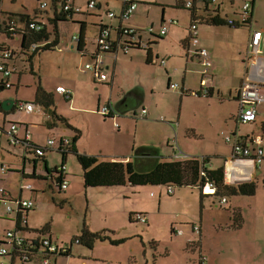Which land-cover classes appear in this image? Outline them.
<instances>
[{"label":"crops","instance_id":"1","mask_svg":"<svg viewBox=\"0 0 264 264\" xmlns=\"http://www.w3.org/2000/svg\"><path fill=\"white\" fill-rule=\"evenodd\" d=\"M10 1L15 3L17 0ZM189 1H192L191 6L187 5ZM2 2L3 0H0L2 29L6 27L3 21H7L10 16L18 18L22 15L37 16L36 19L44 22L47 17L52 16V9L43 12L39 9V5L33 12L26 11L28 10L26 7L21 11H10L3 9ZM66 2L79 5L81 11L74 12L68 21L60 23L61 41L55 49L42 50L29 61V52L25 53L21 50L22 37L18 36L20 38L18 46L10 42L7 34L6 38L0 39V43L9 44L17 51L12 63L16 69L13 73L18 72V82L22 83L23 72L28 70L27 63H29V71L33 74V78L38 80L31 92L25 96L21 94L20 87H17L15 91H5L12 86L7 88L2 85L5 77L0 73V93L5 91L0 98L8 101L7 108L3 107L0 111V126L7 129L12 122H16L19 126L18 135L20 137H24L27 129L30 128L34 144L47 147L44 156H38L33 148L11 144L4 131L0 134L2 173L0 187L8 191V197L11 199H33L35 203L30 210L8 212L0 192V229H3L0 233V245L6 244L4 235L8 229H16L22 237L30 241L38 242L43 236H50L54 242L64 243L80 236L86 224L91 231H102L111 237L110 233L118 234L121 226L130 220L131 213H145L147 216L145 225L147 226L150 225L156 213V209L152 208L151 204L152 200L156 201L157 193L148 192V186L153 185L133 186L128 183L103 187L86 186L84 170L76 155L69 153L63 161L60 147L47 146L48 138L67 137L73 140L79 133L76 147L81 153L95 156L100 161L131 162L134 168L133 158H150V156L137 153L140 149L136 150L137 143L141 142L140 144L158 145L162 152L160 159H158L157 152L155 156H151L155 159L153 167L156 163L167 160L196 157L201 160L202 157H207L206 165L210 169H216L224 166L225 158L233 152V142H227L224 139L227 148L222 152L208 151L192 142V140L197 141L205 136V133L199 129L202 126L199 121L200 115L195 112L193 115L190 113L192 109L199 108L202 102L201 97L204 96L207 100H217L221 103L228 101L235 104L230 113L223 112L224 120L231 119L234 127L232 126L229 131L221 130V132L231 134L232 137L235 136L249 145L252 143L250 136L261 133L264 145V100L258 106L257 119L250 122L253 126L261 124L260 129L255 130V128L252 131L242 132L241 124L250 123H242L238 119L240 89L250 75L254 76L256 67L252 63L264 62L263 32L256 52L251 51L250 44L253 32L260 30L255 27L258 0H244V2L234 0H216V2L211 0H138V5L129 19H122L120 16L124 9V0H99L97 6L92 9L87 6L88 0H66ZM246 2L251 4L249 19L243 23L231 24L229 20L239 19V13ZM57 8L61 10L60 5ZM110 11L115 12L116 15L110 17L108 15ZM214 19L220 20L221 23L215 24ZM67 22L74 26L69 39L63 36L62 28V25ZM192 23L198 25L200 42L197 46L189 40ZM82 25L85 27L84 43L82 47H79V42L72 40V36L79 35ZM164 26L167 31L162 34L161 30ZM102 27H108L111 38L119 41L120 44L116 49L101 53L105 58L104 70L108 75L106 80H99L91 71L82 70L85 63L92 61L93 55L100 53L97 35ZM125 27H134L137 31L134 35L122 33L121 30ZM151 27L153 31L149 30ZM242 27L248 28L247 30L243 28V38L238 34ZM3 34L5 32L0 33V38ZM65 41L71 51H77L81 60V73L66 67L64 72L50 71L46 77L43 73V56L48 52H56L57 48L60 51H66V48L61 46ZM229 41L230 49H228ZM131 42L136 43L137 47H131ZM200 47L209 50L211 65L207 71H205L202 55L199 53ZM56 58L59 64L65 62L66 66L68 65V58L64 54ZM63 58L66 60L64 61ZM162 60H166V63L162 64ZM48 62L53 64L51 59ZM19 63L27 70L20 69ZM228 64H234V67L232 72L226 75L225 70ZM12 81L14 84V79ZM203 81L209 87L208 95H203ZM172 82L179 83V87L169 88ZM59 85L72 89V97L69 100L56 91ZM39 86L44 90V96L37 98ZM171 89L175 90L177 96L168 100L163 99L161 94ZM192 90L199 93L192 94ZM19 100L33 102L34 110L31 112L20 110L16 107V102ZM175 100H178V103H174ZM104 104L113 105L119 114L115 117L103 115L102 118L98 109ZM142 108L147 109L146 116L141 115ZM163 110L170 113L173 121H166L165 116L156 117ZM116 122L119 123L118 127L115 126ZM175 122L177 125L172 124ZM103 125L109 128L113 125V129L105 131ZM173 131H176L178 135L175 138L176 146H174L171 134ZM185 139H188V142ZM135 150L136 154H134ZM74 158L77 159V171L71 165ZM215 158H220L223 162L219 163L215 161ZM62 166L64 167L63 180L68 182L66 188H62L60 182L56 180L58 173L49 172V170H61ZM2 167H7L5 172ZM262 173H264V160L254 181L257 185L256 192L260 184L264 186ZM29 184L31 188L27 187ZM182 187L188 190L180 191L175 199L180 201L185 196H191L196 201L198 200L200 206L199 216L194 219L195 222H187L189 230L179 228L183 233L178 236L181 238L176 239L177 241L179 239L185 247L186 253H183L187 259L185 264H198L201 254L207 256V264H222L219 248L209 242L210 237L218 233L217 228L220 226L214 225L208 231L207 213L212 209L216 210L215 206L232 208L233 205L234 208L230 213L232 223L229 227L242 229L246 222L245 211L237 201L231 200V196L235 198L246 194L222 195L218 193L214 196L205 193L197 186ZM141 189L145 190V194H142ZM167 189H165L166 194L175 195V190L170 194ZM162 193L163 191L158 193V210L163 205ZM220 196H227L228 202L221 204ZM233 212L241 213L243 218L241 226L238 221L234 220ZM61 217L67 222V226L63 224V232L57 230ZM262 217H264L263 214ZM119 220L123 223L120 224ZM134 220L135 223H139L136 218ZM260 223L261 236L264 240V218L260 220ZM194 224L200 226V234L193 232L191 225ZM172 234L175 235L174 232ZM112 238L125 239L123 237ZM109 242V240L97 241L93 248L87 247L82 242L75 243L69 254L52 257L49 264H103L101 260L107 257L111 260L110 263L115 260L114 258L120 260L122 258L120 254H99L103 249L115 245ZM0 260L11 262L14 259L3 255ZM156 262L157 259L153 264ZM24 264L44 263L40 256L35 255Z\"/></svg>","mask_w":264,"mask_h":264},{"label":"rangeland","instance_id":"2","mask_svg":"<svg viewBox=\"0 0 264 264\" xmlns=\"http://www.w3.org/2000/svg\"><path fill=\"white\" fill-rule=\"evenodd\" d=\"M41 1H46L47 4H49V6L44 9L43 12L50 10L51 1ZM234 1L244 2V0ZM39 3L40 2L38 0H17L15 3L11 2L10 0H3L2 7L3 9L10 11H21L26 7V9H28L26 11L33 12L34 9L39 5ZM255 18V21L257 22L255 27L260 29L264 34V0H258V4L256 5ZM70 24L71 23L67 22L62 25L63 36L67 39L70 38V34L72 33V29L74 27L72 24ZM69 26L71 30L69 29ZM243 28H245L246 30L248 29L247 27H242V30L239 29L240 31L238 32V34L241 38H243ZM6 37L7 35L3 34L0 39ZM12 37V35L9 37L10 42L13 45L18 46L20 38H18V36H15V38ZM61 46L63 48H66V51H60L59 48H57L56 52H48L43 56V73L46 77L48 72L53 71L56 73L59 70V72H64L66 67L67 69L72 68L77 73H81V60L77 55V51H71L67 47V41L62 43ZM230 47L231 43L229 41L228 49H230ZM262 48L264 49V41ZM61 54H64V56L68 58L67 66L65 62L64 64L63 62L61 64H59L58 62L56 56H59ZM50 59L53 61V64H50L48 62V60ZM63 60L65 61L66 59L63 58ZM52 65H54V67ZM26 66L28 70L26 68H22V64L19 63L20 69L27 70L23 72L24 75L22 83L20 84L18 82V72H16L15 74L13 73L10 77V81L13 82L12 80L14 79V85L10 89H6L5 91H15L17 87H20L22 95L26 96L31 92L33 86H35V83H38V80H35L33 78V74L29 71V63H27ZM233 67L234 64L227 65V68L225 70L226 75H229L230 72H232ZM228 83L229 82H227V84ZM3 92H1L0 95ZM174 96H177V94L173 89H171V91H164V94H161V97L163 99L166 98L167 100ZM202 97V102L200 103L199 108L196 110L192 109L190 113L191 115H193V112H195L200 115L199 117L201 119L199 121H201L203 128H205L203 129L202 126H200L201 128L199 129L200 131L205 133V136L201 139H197V141H193L192 139L191 140L195 144L200 145L201 148L208 149V151L219 150L222 152L226 150L227 145L224 141L223 136L221 135V130L229 131V129H232L233 126V122L231 121V119L224 120L223 115L224 113H230L234 109L235 104L234 102L231 103L228 101H226L225 103H221L217 100H207L206 97ZM174 103H178V100H175ZM100 115L103 118V114L101 113ZM161 116H165L166 121H173L170 113L166 110L160 112V114L156 117L161 118ZM191 118H193V116H191ZM172 124L177 125L176 122ZM110 128L113 129V125L110 126ZM110 128L103 125V129L105 131H108ZM260 128L261 124L253 126V124L250 123L241 124L240 126L242 132H248L254 129L257 130ZM171 134L173 136L174 146H176L175 138L178 135H176V131H173ZM185 140L186 142H188V139ZM140 143L141 142L137 143L136 150L137 148L154 149L158 154V159H160V155L162 152H160L158 145ZM136 150L134 151V154H136ZM179 152L181 153L180 150ZM151 156L152 155H150V158L147 159L133 158L135 168L142 171L150 170L153 167L155 161V159ZM76 160L77 159L74 158L71 161V165L73 166L74 170H76L77 168ZM215 161H218L219 163L223 162L220 158H215ZM261 175L264 176V173H262ZM0 177H2L1 168ZM148 188V192L153 191L157 193L156 201L152 200L151 204V207H154V209H156V213L154 214L150 225L147 226L142 223H135L127 220L124 226H121V228L118 230V234L116 233L115 235H113L112 233H110L111 237H123L125 239L121 240L122 242L120 243V245H113L107 249H103L99 252V254H120L122 258L120 260H116V258H114L115 260H112V262L110 263L109 261L111 260H109V258L106 256L107 258L105 260H101L103 264H153L155 259H157L156 264H185V261L187 260L183 255V253H186L185 247L182 245V243L179 242V239L178 241L176 240L180 234H172L171 225L173 223L177 228H184L185 230H189V224L187 222H195L194 219L199 216V202L191 196H185L180 201L175 199V196L179 194L180 191L188 190V188L186 187H175V195L173 196L165 193V189L167 188V186L164 185L148 186ZM141 191L142 194H145V190L141 189ZM159 191H163V205L162 208L158 210L159 207H157V200L159 197ZM233 197L234 196H231V200H233V202L237 201L245 211L246 222L244 227L242 229H234L229 227V225L232 223V216L230 213L232 211V208H234L233 205L232 208L215 206L214 208H216V210L212 209L211 212L207 213L206 219L209 223L207 230L209 231L214 225L220 226V228H217L218 233L210 237L209 242L214 247L219 248V257L222 261V264H264V240L261 236L262 228L260 223V220L264 218L262 217V214L264 215V186L260 184L259 189L253 196L238 195V199H235L237 197ZM219 208L229 210L221 211ZM119 222L120 224L123 223V221L121 220H119ZM63 224H66L67 226V222L65 221V219L61 217L60 223L57 225V230L59 232H63ZM73 230L74 226L72 228V231ZM1 231L3 232V229H0V233ZM109 244L111 243L109 242Z\"/></svg>","mask_w":264,"mask_h":264},{"label":"built area","instance_id":"3","mask_svg":"<svg viewBox=\"0 0 264 264\" xmlns=\"http://www.w3.org/2000/svg\"><path fill=\"white\" fill-rule=\"evenodd\" d=\"M99 0H88L87 6L88 8H95L98 4ZM210 1V0H209ZM212 2H216V0H211ZM124 9L121 13L122 19H129L134 10L138 5V0H124ZM188 6L192 5V1L187 2ZM47 7L46 1L40 2V9H45ZM65 10H71L74 12L81 11V7L79 5H74L71 2H66L64 4ZM250 9L251 4L249 2L244 3L242 9L239 13V19H230L229 22L231 24L234 23H243L246 22L250 17ZM110 17H114L116 14L113 11L108 13ZM175 21V20H171ZM3 24V23H2ZM7 26L12 33L13 37L20 36L15 33L17 24L14 19H10L7 22ZM150 31L154 29L149 28ZM136 29L134 27H125L122 28L121 32L134 35L136 33ZM167 28L164 26L161 30V33H166ZM262 38V31L255 30L252 35L251 40V51L256 52L260 45V41ZM72 40L79 41V35H73ZM190 42L197 46L200 42L198 25L196 23H192L190 25ZM97 44L99 47L100 53L93 55V59L90 62H87L83 66L84 72L91 71L94 76L99 80H106L108 75L105 72V58L101 54L102 52H108L113 49L118 48L120 46L119 41L113 40L111 38V32L108 27H102L97 35ZM37 44H33L32 49H35ZM115 47V48H114ZM16 49L11 47L9 44L1 43L0 44V72L5 77L3 81L4 87H11L12 82L10 81V76L16 70L12 60L16 56ZM199 53L202 55L203 64L205 66V71L210 68L211 60L209 50L207 48L200 47ZM166 60H162V64H165ZM252 65L256 67L254 76L250 75L243 83V86L240 89V109L238 114V119L242 123H250L257 119L258 116V106L264 100V62L260 61L259 63L253 62ZM203 95L209 94V87L206 85V82L203 81ZM179 83L172 82L169 85V88H178ZM56 91L59 92L69 100L72 97V89L66 87L64 85H59L56 87ZM192 94H198L196 90L191 91ZM16 107L20 110L31 112L35 108V104L33 102H28L24 100H19L16 102ZM3 108V100L0 98V111ZM104 116L115 117L119 114L117 108H115L111 104H104L99 109ZM141 115H147V109H141ZM115 126L118 127L119 123L116 122ZM18 124L16 122H12L9 128L4 129L0 126V134L4 131L8 137L11 144L14 145H26L27 147L33 148L35 154L38 156H44L45 146L34 145L32 131L30 128L27 129L24 137H20L18 135ZM223 138L227 142H233V152L225 158L224 161V184L225 185H241L246 183H252L255 181L258 171L261 168L262 162L264 160V145H263V136L261 133L252 134L251 137V145L245 143L243 140L232 137L231 134H227L226 132H221ZM71 139L67 137H63L61 139H57L55 137L48 138L47 146H63L67 147L70 145ZM204 157L201 158V160ZM63 169L64 167H60ZM7 167H2V170L5 172ZM62 188H66L68 186L67 181H63L61 183ZM28 188H31V185H27ZM203 191L210 195L218 194V187L212 182H205L202 187ZM168 193H173V188L170 187L167 189ZM1 199L5 203L6 209L8 212H18L19 210H30L35 206L33 199H11L8 197V191L4 187H0ZM228 202L227 196H220V203L226 204ZM134 218L139 223H146L147 216L145 213H138ZM194 229L196 233H201V228L198 224L194 225ZM6 244L0 245V257L3 255L11 256L14 260L11 262H1L0 264H24L32 259L33 256H40L42 262L44 264H49L50 259L55 256H60L62 254H69L72 248V245L75 243H80V238L74 237L72 240L64 243H56L50 236H43L39 239V241H30L29 239H25L22 237L16 229H9L5 233ZM19 260V262L17 261ZM200 264H206L207 256L201 254L199 257Z\"/></svg>","mask_w":264,"mask_h":264},{"label":"trees","instance_id":"4","mask_svg":"<svg viewBox=\"0 0 264 264\" xmlns=\"http://www.w3.org/2000/svg\"><path fill=\"white\" fill-rule=\"evenodd\" d=\"M38 1L41 2V0ZM65 2L66 0H51L50 10L52 9V16L47 17L45 19V22L36 19L37 16L30 17L27 15H22L20 16V18L13 16H10V18H8V20L14 19L17 24L15 33L18 35H22L21 50L25 53L29 52V61H31L34 55L38 54L40 51L53 50L60 43V23L63 21H68L74 13V11L64 9ZM58 5L61 6V10H58ZM48 6L49 4H47V7ZM8 20L3 21L5 22L6 26L4 29H2L0 22V33L5 32V34L10 37L11 34L14 33L7 29V26H9L7 25ZM214 22L215 24L221 23V21L218 19H214ZM84 34L85 27L84 25H82L79 33V47L83 46ZM34 43L37 44V47L31 50ZM130 46L137 47V44L131 42ZM3 84L4 83L2 82V85ZM13 85L14 84H12V86ZM42 95L44 96V90L39 86L37 98H40ZM105 116L108 117L107 115ZM78 136L79 133H77L73 140H71L72 142H70L69 146L64 148L63 146H60L59 150L63 154V161L69 153H73L76 155L84 170V180L86 186L103 187L125 185L130 183L133 186L148 184L153 186L164 185L167 186V188L172 187L173 191L175 190V187L197 186L203 191L202 187L204 186L205 182L212 181L218 187V193H221L222 195H235L238 193L253 195L256 192L257 185L255 182L237 186L225 185L223 180L224 166H219L216 169H210L206 165L208 162L207 157H204L202 160H199L197 157L184 160H167L156 163V165L148 171H142L135 169L131 162L125 163L122 161H100L95 156L81 153L76 147ZM137 153L139 155L149 157L150 155L155 156L156 150L140 148ZM141 159L147 158L142 157ZM63 170L64 169H57L55 171L49 170L50 173L54 172L59 174L55 178L60 182V184L64 181ZM137 214L138 213L135 212L131 213L130 222L135 221L134 217ZM233 215L234 220L238 221L239 226H241L243 222L241 213L233 212ZM194 225H192V230L193 232H196L194 229ZM171 231L174 232L175 235H182L183 233V231L179 230V228H175L174 224L171 225ZM78 238H80V242L84 243L89 248H93L94 244L97 241L109 240L112 244L117 245L122 242L121 240H123L113 239L102 231H91L86 224H84L81 235L78 236ZM207 262L208 258L206 264ZM198 264H200V261H198Z\"/></svg>","mask_w":264,"mask_h":264},{"label":"water","instance_id":"5","mask_svg":"<svg viewBox=\"0 0 264 264\" xmlns=\"http://www.w3.org/2000/svg\"><path fill=\"white\" fill-rule=\"evenodd\" d=\"M7 102H8L7 100H4V101H3V107H4V108H7Z\"/></svg>","mask_w":264,"mask_h":264}]
</instances>
